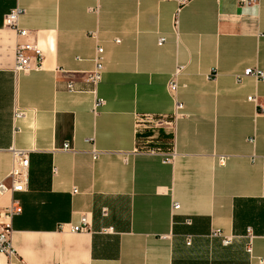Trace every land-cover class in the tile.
Wrapping results in <instances>:
<instances>
[{
	"label": "crops",
	"instance_id": "crops-1",
	"mask_svg": "<svg viewBox=\"0 0 264 264\" xmlns=\"http://www.w3.org/2000/svg\"><path fill=\"white\" fill-rule=\"evenodd\" d=\"M246 69L264 73V0H0V182L29 153L0 224L22 263L264 264V81Z\"/></svg>",
	"mask_w": 264,
	"mask_h": 264
},
{
	"label": "built area",
	"instance_id": "built-area-1",
	"mask_svg": "<svg viewBox=\"0 0 264 264\" xmlns=\"http://www.w3.org/2000/svg\"><path fill=\"white\" fill-rule=\"evenodd\" d=\"M175 1L179 7L186 4L189 0H172ZM179 11V9L177 10ZM23 11L21 9H13L8 14L5 15L3 22L6 27L15 29L16 32L20 36H25L26 32L23 30H20L17 28V21L18 18L22 15ZM162 42V39H160L159 43ZM33 47L31 44H24V45H18L16 47L15 51V64H14V73H25L29 71L31 67V59L26 56V52L32 50ZM35 54L39 56L38 51H35ZM102 54L103 50L102 48L98 47L96 49V53L93 58L94 63V70L89 75V80L91 83L96 84L99 82L101 78V73L103 69V63H102ZM243 76H250L255 78L259 81H264V73L260 72L256 69H246L243 73ZM68 90H72V85L67 86ZM168 92L172 99L174 100V92L177 88V84L175 81H170L167 85ZM249 101H253L257 104L255 99L248 98ZM175 102V109L177 111L182 110V105L178 102ZM104 105V101L101 99H97L94 104V111L95 109L101 107ZM23 115L20 111H15L13 114L14 120H17L21 118ZM176 114H174L175 116ZM149 120V118H147ZM152 119H150L151 121ZM149 121V122H150ZM158 125H168L169 122L166 120L158 121ZM139 134V131H138ZM63 149L67 150L69 149L68 145H64ZM12 153V167L9 171V173L6 175L5 179L0 182V196L3 195L6 192H14V193H21L26 190L27 182H28V172H29V153L26 150L22 149H11ZM97 152L92 150V156L93 158L97 157ZM172 155L164 160L165 163L171 162ZM225 157L219 156L218 157V163L224 164ZM172 209L178 210L179 205L178 203H173ZM21 209L17 202H14L11 206L4 209L3 216L5 218H11L14 215L20 213ZM86 230V223L85 220L82 219L80 225L75 226L72 228L73 232H80ZM214 236H220L219 232L213 233ZM10 230L9 227H5L0 224V254L6 257L7 264H23L22 261L19 259L17 253L11 246L10 242ZM223 245H229L230 239L229 238H223L222 240ZM248 252H250V248H248Z\"/></svg>",
	"mask_w": 264,
	"mask_h": 264
},
{
	"label": "rangeland",
	"instance_id": "rangeland-1",
	"mask_svg": "<svg viewBox=\"0 0 264 264\" xmlns=\"http://www.w3.org/2000/svg\"><path fill=\"white\" fill-rule=\"evenodd\" d=\"M142 124L145 125L146 127L140 128V131H143V132H141L142 133L141 135H145V136L152 135V133H153L152 131H155L154 127L151 126L152 123L147 121L146 123L143 122Z\"/></svg>",
	"mask_w": 264,
	"mask_h": 264
},
{
	"label": "trees",
	"instance_id": "trees-1",
	"mask_svg": "<svg viewBox=\"0 0 264 264\" xmlns=\"http://www.w3.org/2000/svg\"><path fill=\"white\" fill-rule=\"evenodd\" d=\"M145 137V135H143Z\"/></svg>",
	"mask_w": 264,
	"mask_h": 264
}]
</instances>
